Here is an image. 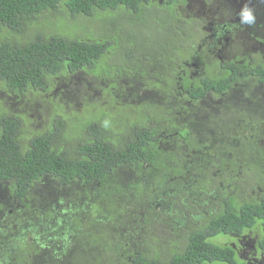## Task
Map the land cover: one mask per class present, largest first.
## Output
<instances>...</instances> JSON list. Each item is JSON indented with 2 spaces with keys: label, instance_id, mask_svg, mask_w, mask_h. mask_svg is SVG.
Instances as JSON below:
<instances>
[{
  "label": "trees",
  "instance_id": "obj_1",
  "mask_svg": "<svg viewBox=\"0 0 264 264\" xmlns=\"http://www.w3.org/2000/svg\"><path fill=\"white\" fill-rule=\"evenodd\" d=\"M188 2L0 0V88L26 96L79 76L102 81L109 100L93 99L71 115L54 109L39 128L0 113V222L17 207L23 217L16 222L46 229L49 220L64 235L79 229L58 242L61 251L36 248L42 264H76L77 255L87 256L85 264H247L214 240L255 228L264 250V56L212 62L207 45L197 47L201 31L182 13ZM50 13L100 34L25 41L29 26ZM159 13L162 31L148 41L134 35ZM170 143L181 162L166 150ZM227 171L241 172L234 194L249 199L232 197L199 218L184 188L190 183L221 206L236 173ZM157 184L176 230L170 210L151 208ZM260 190L262 197H251ZM85 238L90 249L79 253ZM68 247L74 257L63 263ZM6 255L8 264H28L22 244Z\"/></svg>",
  "mask_w": 264,
  "mask_h": 264
},
{
  "label": "flooded vegetation",
  "instance_id": "obj_2",
  "mask_svg": "<svg viewBox=\"0 0 264 264\" xmlns=\"http://www.w3.org/2000/svg\"><path fill=\"white\" fill-rule=\"evenodd\" d=\"M193 1L195 0H189L187 6L182 9V13L184 15L188 13L191 24L196 23V27L201 30V37L204 39V44L207 45V54L212 60V62L217 60L230 62L232 60H235L238 56H244V55L248 56L250 55V53L264 56V30H262L264 28L263 25L264 0H199L202 3L199 10L195 6L192 7L191 3ZM245 9H249L252 13V16H258L256 19H254V22L245 23L242 21V12ZM207 29L211 32L209 37L205 33H203V30H207ZM203 34H205V37L203 36ZM243 45H248L249 47ZM241 47H244L243 53H241L240 51ZM200 49H202V46L200 47ZM230 54H232L233 56H229ZM207 59L210 60L208 57ZM192 72L195 73V71ZM191 75L194 76V74ZM239 113L242 114L241 108L239 110ZM149 117L152 120L156 121L154 117V112L150 113ZM164 136L167 135L165 134ZM166 150L172 155L179 158L177 160H174L173 161L174 163L181 162L180 152L176 145L170 143L168 144ZM231 172L233 173L236 171H231ZM220 173H222V171ZM240 173L241 172L239 171L234 174H230V175L227 174L229 176V180H227L228 184L222 190L225 199L222 198L223 204L221 206H220V200H217V198L213 199L211 197L209 198L205 197L202 193L199 192L200 190L192 188V184L190 183L187 184V187H185L184 189L187 191V193L190 194V196L192 195L190 188H192V190L197 192L196 194L193 195V201L191 203L192 204L191 206L193 210L195 209L194 211L197 212V214H199V218L204 219V217H208L209 212L222 211L226 206H229L225 203H229L233 201L231 200L232 197H237L242 200L243 198L249 199V195H250L249 193L237 194V195L234 194L236 191H240V189L235 185L241 180L237 178L241 176ZM166 176L170 178L171 175L166 174ZM230 176L232 177L237 176V177L230 179ZM210 181L211 180H206V182H210ZM159 185L161 184H157L156 187L157 193H159L158 196L159 202L153 203L151 208L154 210L156 215H160L161 212L165 211L164 210L165 208L170 210L171 213H169V215L171 216V221H172L171 224L174 226V224L176 223L175 221H173L175 216L172 213V208H170L169 205L167 207V202L165 200L160 199L161 197L160 194H162V192H158ZM231 187L235 189L233 193H231V189H232ZM262 196H263L262 190H260L259 193L254 196L251 195V197L254 198L256 197L257 199H259ZM197 197L203 198L204 200L197 202L196 200ZM211 202H215V205L213 206ZM149 205L150 204H148V206ZM16 209L17 212H15L14 209H9V212L6 214L5 217L2 218V222H0V226H4V230L0 232V246L2 248L9 247L7 250L8 252L13 251L15 244L18 243V241L22 238L31 237L32 240L35 241L36 243L41 242L40 245H38V247H42L41 245L44 243V248H53L55 245L56 250H60L61 247L58 245L59 241L63 243L64 240L71 239L72 237L77 236V232H74L68 234L69 238H66V234L74 228L73 227L65 228L66 234L64 235L63 231H56V228L49 220L45 221L43 224V226L49 224V226H47L46 229H44L43 227L39 228L38 226H33L32 223H30V220H28L24 224L23 222L22 223L16 222L17 219L23 217V215H19L21 210H19L17 207ZM1 212L3 213L4 210L0 209V213ZM13 219H14L13 222H16V225L20 226L19 231L16 227H12L11 222ZM177 224L178 223H176V225ZM175 227L176 226H174L173 230L179 228L178 226H177L178 228ZM254 232L259 234L260 229L259 228L250 229L242 235L237 236L235 234H231V235H226L225 237L221 236L216 239L219 241L223 237L224 238L232 237L241 242L242 239H245ZM40 236L41 238L46 236L49 237L45 241V240H41ZM229 246L233 247V249L237 252L239 258L242 257L241 249L239 246L235 244ZM256 252L262 257V259H264V250L260 247V239L257 241ZM6 256H7L6 252L4 250H1L0 264L9 263ZM244 260L247 262V264H264V261L261 262V260L257 257H253V258L249 257V258H245Z\"/></svg>",
  "mask_w": 264,
  "mask_h": 264
},
{
  "label": "rangeland",
  "instance_id": "obj_3",
  "mask_svg": "<svg viewBox=\"0 0 264 264\" xmlns=\"http://www.w3.org/2000/svg\"><path fill=\"white\" fill-rule=\"evenodd\" d=\"M191 5L192 7L193 6L197 7L199 10L202 3L199 0H195L191 3ZM156 16L151 15L149 17V19L152 20L150 26L143 27V29H141L138 33H134V35H136L140 39L144 38L145 40L148 41L152 38L153 31H155L156 33L162 31L163 28L159 26V22H160L159 20H161L164 17V15L163 13H159ZM186 17L189 19L188 13L186 14ZM253 17L254 19H256L258 16H253ZM89 25L84 27L82 23L73 25V24H69V21L68 23L64 22V20L58 18L56 14H51V13L48 15L43 14L42 16H40L38 20H36L33 24L29 26L28 32L25 35V41L28 42L32 41L40 34H44L46 36L61 35V36H69L76 38L79 36L88 37L94 34H100L101 29L96 28L95 25L91 27ZM195 30L199 33L201 31L198 28H196ZM262 30H264V28ZM203 33H205L208 37L211 34V32L208 29L203 30ZM203 45H204V39L202 37H199V45H197V47H201ZM243 46L249 47L248 45H243ZM240 51L241 53H243L244 47H241ZM139 56L141 57V55ZM229 56H233V55L230 54ZM59 78H60L59 80L53 83V86L49 91L47 92L31 91L27 93L26 96H22L18 94H10L6 92L4 89L0 88V101H1L0 113L5 112V114L8 115H19L27 121V124L34 125L35 127L39 128V124H47V122L51 118V115L54 113V111L57 108L61 109L65 114L71 115L73 111H80L88 101L93 102V99L104 101L105 105H109L108 97L106 98L107 100H104L105 97L102 95L101 87L104 88L105 86L102 83V81L98 82L92 80L91 78L80 79L79 76L77 77L78 79H68L69 78L68 76H66L65 78L62 77ZM94 82L98 84L97 87L96 85H93ZM149 101H154V100L151 99ZM226 173H232V172L227 171ZM190 190L192 195L197 193L194 190H192V188H190ZM196 200L197 202H200L203 201L204 199L197 197ZM211 203L213 206L215 205V202H211ZM173 221L175 222L177 221L176 216L174 217ZM57 222H59V219L57 220ZM11 223H12V227H16L18 231L20 230V226L16 225V222H11ZM164 228H165L164 230L166 231L172 230L170 227H168V225H166ZM0 230L3 231L4 226H0ZM78 231L79 229L70 230L66 234V238H69L68 234ZM252 234H250V236L246 237L245 239H242L241 242L232 237L229 238L223 237L219 241L222 244H227V245L235 244L239 246L241 249V256L243 257V259L249 257L251 258L257 257L261 260V262H263L264 259H262V257L256 252L257 241L262 237L261 233L259 232L258 234L254 232ZM48 237L49 236L41 238L40 236L41 240H45V241ZM86 240L87 238L83 240L82 246L79 247L78 250L79 253H85L84 252L85 250L90 249V242H87ZM214 241L219 242L217 239ZM40 243L41 242L36 243L35 241L32 240L31 237L22 238L18 241V244H22V246L25 247L28 264H37L39 261H44L45 255L41 256L42 254L40 253L38 256H35V250L36 248L38 249V245H40ZM68 245L69 243H67V246ZM74 247H70V249L68 247V249L65 251V254L62 257L59 256L64 260L63 263H68L70 259L74 257L73 254ZM8 248L9 247L2 248L0 246V252L1 250L7 252ZM53 248H55V245ZM86 258H87L86 255H77L76 264H85ZM39 264L42 263L39 262ZM70 264H72V262H70Z\"/></svg>",
  "mask_w": 264,
  "mask_h": 264
},
{
  "label": "clouds",
  "instance_id": "obj_4",
  "mask_svg": "<svg viewBox=\"0 0 264 264\" xmlns=\"http://www.w3.org/2000/svg\"><path fill=\"white\" fill-rule=\"evenodd\" d=\"M242 21L245 23H252L254 22V17L249 9H245L242 12Z\"/></svg>",
  "mask_w": 264,
  "mask_h": 264
}]
</instances>
